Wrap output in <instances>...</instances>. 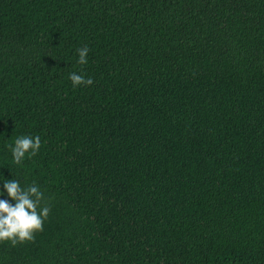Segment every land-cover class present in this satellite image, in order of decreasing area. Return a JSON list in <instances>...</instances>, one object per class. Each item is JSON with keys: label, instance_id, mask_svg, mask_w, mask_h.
<instances>
[{"label": "trees", "instance_id": "16d2710c", "mask_svg": "<svg viewBox=\"0 0 264 264\" xmlns=\"http://www.w3.org/2000/svg\"><path fill=\"white\" fill-rule=\"evenodd\" d=\"M12 179L51 211L0 264H264V0H0Z\"/></svg>", "mask_w": 264, "mask_h": 264}, {"label": "clouds", "instance_id": "9594fccd", "mask_svg": "<svg viewBox=\"0 0 264 264\" xmlns=\"http://www.w3.org/2000/svg\"><path fill=\"white\" fill-rule=\"evenodd\" d=\"M88 47L77 49V63L81 66L87 64ZM82 70V69H81ZM73 87L91 86L92 78H85L77 72L69 74ZM41 147V139L37 135L21 136L11 146L13 162L22 164L26 155L35 156ZM9 200L0 199V242H9L12 247L25 242H33L35 234L43 231L44 221L47 220L51 208L43 203L45 197L40 187L33 182L30 185H21L18 179L4 181Z\"/></svg>", "mask_w": 264, "mask_h": 264}]
</instances>
